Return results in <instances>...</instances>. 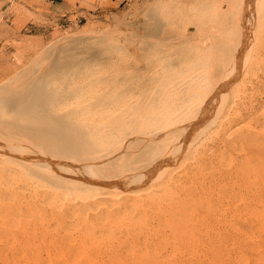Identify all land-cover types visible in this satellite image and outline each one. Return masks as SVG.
<instances>
[{"label":"bare ground","instance_id":"6f19581e","mask_svg":"<svg viewBox=\"0 0 264 264\" xmlns=\"http://www.w3.org/2000/svg\"><path fill=\"white\" fill-rule=\"evenodd\" d=\"M183 1L188 2L171 0L178 7ZM169 17L172 21L163 18L161 32L151 40L154 50L149 53L143 48V65L132 62L131 66L120 68L118 74L108 71L113 75L100 78L98 75L97 79L93 77L88 82L80 80L71 88H57L47 101L34 103L32 97L28 103L19 105L13 117L0 115V227L10 229L22 218L30 220L37 212L33 200L41 197L42 206L48 211L47 227L59 231L70 256H77L79 250L99 239L110 238L111 241V237H116L118 241L128 234L129 228L138 235V240L147 233L145 231L154 232L155 228L164 233L171 232L173 237H167V234L164 237L163 233L160 236L156 232L159 239L155 241L168 244L170 252H174V242L169 239L179 237L176 224L184 222L190 204L196 203L200 210V207L217 208L219 200L213 205L215 196L212 203L205 197L207 193L204 196L199 192L200 186L194 188L196 191L191 184L188 185L192 177L190 180L181 179L177 172L187 164L190 166L184 171L185 177L220 165L229 167L241 156L242 153L234 154L235 150L242 149L236 147L240 143L236 145L234 137L230 140L236 145L232 147L231 144L232 153L222 150L215 157L213 151L212 157L208 155L209 151L218 146L204 145L206 140L218 138L217 134L229 116L240 115L238 119L241 120L232 134L238 132L239 135L245 127L253 133H264V128L256 130L250 123L251 120L260 123V119H264V110L254 115L239 114V109L246 107L243 100L247 98L245 92L252 78L264 71V41L261 40L264 37V0H203L199 7L187 8ZM128 47L130 55H137L133 45ZM120 75L130 76V81L124 82L123 79L118 83ZM247 115L248 121L244 118ZM250 140L247 145L252 142ZM223 141L226 142L225 137ZM259 142L258 138L255 145L259 146ZM256 154L248 159V163L254 162L250 164L253 170L264 163V152L259 150ZM218 167L214 171L217 172ZM227 169L230 173V167ZM197 180L193 181L194 187ZM210 182L215 183V179ZM198 183L200 185V181ZM249 189L252 192L253 187ZM249 210V216L258 217L260 214L258 210ZM148 212L153 216L160 215L154 219L158 221L157 225L153 224ZM76 231L82 233L80 237L74 235ZM136 235L132 234L134 238ZM146 239L137 250L145 258L146 255L151 257L149 262L154 264L159 257ZM184 239L188 236L180 242ZM123 245L128 250L135 249L128 241ZM61 249L55 250L58 257L62 255ZM148 260L144 264H149Z\"/></svg>","mask_w":264,"mask_h":264},{"label":"rangeland","instance_id":"374dc122","mask_svg":"<svg viewBox=\"0 0 264 264\" xmlns=\"http://www.w3.org/2000/svg\"><path fill=\"white\" fill-rule=\"evenodd\" d=\"M63 2L62 9L58 11L52 7V3L46 0H13L11 12L14 13L15 16L12 21L2 19L0 15V115L7 114L13 117V112L19 108V105H23L26 102L28 103L30 98H35H32L35 100L34 103L47 101L52 97V94L58 89L60 90L61 87L68 88L69 86L71 88L73 84H76L80 80L88 82L91 81V79H97L98 75L100 78L101 76H112L113 74L111 75L110 72H116L115 74H118L117 71L121 70L120 68H125L129 65L131 66L132 62H138L139 65H143L144 62L141 61H144L142 60L143 56H145L143 54L144 49L148 50L149 53L154 50V44L151 43V40L153 41V38L158 36L161 32V29L163 28V18L167 19L168 17L170 21L171 17L169 16L187 8H197L203 0L183 1L181 2L182 6L179 7L177 4V6L174 5L171 0H63ZM176 10L177 12H175ZM167 13H170L171 15H167ZM141 37H144L145 40L144 38L142 40ZM261 40L264 41V37H262ZM130 44L135 48L137 55H130V49L128 47ZM145 44L151 45L149 46L150 49ZM97 51L101 53L97 54ZM262 65H264V63H262ZM117 66H119V69H117ZM97 67L98 71L101 70V72L97 71ZM112 69L116 70L112 71ZM140 70L141 68L138 69V72H140ZM103 72L105 73L103 74ZM136 77H139V75L137 74ZM129 78L131 77L120 75L118 83L123 82V79L126 80L124 82H128L130 81ZM66 80H68V82ZM22 89L24 90L22 91ZM245 94L247 95V98L243 100V104L246 107L241 108V110L239 109V114L254 115L255 113L264 110V71L260 73V76L252 78ZM32 99L30 102H33ZM239 117L240 115L229 116L227 121L222 125V131L219 132L220 134H217L218 138L215 140L213 138L212 140L209 139L210 141L206 140L204 143V145L208 144L209 147L213 144L218 146V148L214 147V150L213 148L211 150L209 149V153L207 152L208 155L215 154V157L217 155L219 156L222 150L231 153L232 151L234 152V149L231 150V144L232 147H234L240 143V145L236 147L242 149L235 150L234 154H242L234 160L235 163H230L229 172H232L231 174L228 173L227 168L229 167H222V165H220L221 168H219L220 166H216L212 169L207 168L209 170L206 169L199 173L194 172V175L191 174L188 177H185L184 171L188 170L187 168L190 164L189 166L187 164L186 167L182 165L183 169L180 168V170H182L177 172L178 175L180 174L181 179L190 180L192 177V181L187 180L186 183L189 181L188 185L191 184L193 189H197L200 186V189L198 188L199 192H203L204 196L208 194V196L205 197L210 199L212 203V198L215 196V203H213V205H215L218 200L219 201L216 204L217 208L213 206L211 209L200 207V210L196 203L193 202L194 204H190L187 212H185L186 215L183 218L184 222L182 221L181 224L180 222H177L176 224L178 232L176 235L179 237L169 239L174 242V252H170L168 244L160 243L159 241L156 242L159 237L156 232H159L160 236L163 233L162 235H164V237H166V234L167 237H173L171 232H169V235L167 231L164 233L163 230L155 228L154 232L145 231L147 233L144 235L147 239L142 237L144 236L142 235L141 237L139 236L140 239L138 240V235L132 232L129 228L128 234H125L121 239H118L120 243L116 241V237H113V239L111 237V241L110 238L99 239L93 244L86 245L85 248L79 250L77 256H70L69 249L66 248L67 246L59 235V231H54V229L47 227L46 215L48 211L46 212L44 210V206H42L41 203V197H39L33 200L37 212L33 213L34 216H32L30 220L27 221L22 218L17 225L10 229L9 227L6 229L0 227V264H144L149 257L146 255L145 258V255H141L137 250V247L143 239H146L148 244H152L151 247L154 249L157 257H159L158 261L156 260V263L154 262V264H264V211H261L264 210V163L257 164L258 169L254 166V168H256L254 170L250 165H253L254 162L252 161V163H248V159L251 156H257L256 153L259 152V150L260 152H264L261 151L262 147H264L262 146L264 143H261L264 142V133L255 131L253 133L250 132V129L245 127V130H240L242 131L241 133L239 131V135L241 134L242 136L243 134L244 136H239L238 132L233 133L235 134L234 136L232 132L236 129L235 127H239L241 121L238 119ZM244 118L248 121V115ZM9 119L13 120L12 118ZM260 120L262 123H258L257 121L253 123L254 120H251V126H255L256 130L264 128V125H262L264 124V119L261 118ZM230 133L233 136H231ZM223 137H225L226 142L223 141ZM258 138L262 147L260 145H255V140ZM232 139L237 142L236 145L234 141L230 143V140ZM242 140L245 141L243 142ZM248 140L252 141L249 145H247V143H249ZM221 147L223 148L221 149ZM229 147L230 149H228ZM253 147L261 148L255 150ZM246 153L248 157H245L247 156ZM213 155L212 157H214ZM237 165H240V168ZM246 166L249 168V171ZM217 167L220 172H218V170L217 172L214 171ZM220 169H222V171ZM208 171H210V173ZM241 172L245 173L241 174ZM253 173L254 176H252ZM227 174H230L229 177ZM230 176L232 177L230 178ZM247 176L249 178H246ZM193 177H195V179ZM223 177H225V179ZM193 179L195 182L198 179L195 187ZM200 179L203 182H201ZM214 179L216 184L210 182L214 181ZM216 179H220L219 181L221 183H217ZM229 179L232 181L234 179L235 181L233 182L235 183ZM249 179H251V181ZM199 181L200 185H198ZM243 183L246 185L248 184V186H245ZM225 184L229 186H222ZM230 184L232 186L235 185L232 187ZM249 184H252V192L249 189L251 188L249 187ZM210 185H212V187ZM214 186H219V188H213ZM191 187L189 186L190 189H192ZM201 187H203V190ZM245 187H247V189ZM208 188L211 190L210 192L207 191L209 190ZM213 189H216L218 192L216 193ZM212 191H214L212 193L213 195L211 194ZM38 193V196H40L41 193L39 191ZM222 193L229 195H222ZM241 194L243 196H241ZM234 195L236 197H234ZM230 197L233 201L230 200ZM234 200H236V203ZM237 200L240 201L238 202ZM241 202L243 203L241 204ZM194 206H196V208ZM194 208L195 212L197 210L199 211L196 212L197 215L193 210ZM249 209L258 210L262 216H260V214L258 217L247 215V212L251 211ZM51 210H53V208H51ZM214 212L215 214H213ZM147 214L150 215L149 218L152 216L151 221L154 225H157L158 221L155 220H157L158 217L156 216L160 215L157 213V215L153 216L150 212ZM210 214L211 216H209ZM196 216L198 218H196ZM195 219L197 220L195 221ZM200 222H202L203 225L202 223L200 224ZM205 222L208 223L206 224ZM205 224L207 226H205ZM191 225L193 226V229H195L193 230V233ZM180 228L182 235L180 234ZM186 228H188L187 233L185 232ZM76 232L74 235L80 237L82 233H79L78 231ZM132 234L133 236L136 235L137 238H134ZM183 234L187 235L185 236ZM151 236L153 237L152 241ZM187 236L188 239H184L186 241L183 240V242H180L181 239L187 238ZM112 240L114 241L112 242ZM127 241L135 247L134 250H128L125 248V245L123 244ZM111 242L113 243V246ZM107 244H109L112 249ZM162 245L164 247H162ZM57 248H62L61 257H58L55 254ZM120 248H122V250H120ZM158 248L160 250H158ZM56 257L59 259H56ZM161 258L164 261H162ZM150 260L151 257L148 260L149 264L152 263L149 262Z\"/></svg>","mask_w":264,"mask_h":264},{"label":"crops","instance_id":"0c3cea01","mask_svg":"<svg viewBox=\"0 0 264 264\" xmlns=\"http://www.w3.org/2000/svg\"><path fill=\"white\" fill-rule=\"evenodd\" d=\"M12 1L0 0V15L2 19L12 21V19L14 18L15 14L11 12ZM46 1L52 3V7L58 11L62 9L64 3L63 0H46Z\"/></svg>","mask_w":264,"mask_h":264}]
</instances>
